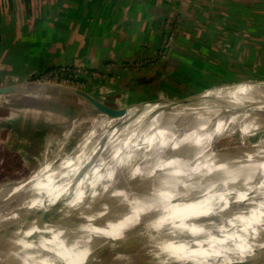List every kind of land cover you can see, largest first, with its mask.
I'll use <instances>...</instances> for the list:
<instances>
[{"label":"bare ground","instance_id":"1","mask_svg":"<svg viewBox=\"0 0 264 264\" xmlns=\"http://www.w3.org/2000/svg\"><path fill=\"white\" fill-rule=\"evenodd\" d=\"M204 97L131 110L113 132L119 120L102 115L59 165L0 186V264H85L106 250L99 264H231L255 251L264 264V86Z\"/></svg>","mask_w":264,"mask_h":264},{"label":"crops","instance_id":"2","mask_svg":"<svg viewBox=\"0 0 264 264\" xmlns=\"http://www.w3.org/2000/svg\"><path fill=\"white\" fill-rule=\"evenodd\" d=\"M55 68L84 71L61 94L98 115L75 90L130 108L264 82V0H0V85ZM38 122L12 141L25 154L59 132Z\"/></svg>","mask_w":264,"mask_h":264},{"label":"rangeland","instance_id":"3","mask_svg":"<svg viewBox=\"0 0 264 264\" xmlns=\"http://www.w3.org/2000/svg\"><path fill=\"white\" fill-rule=\"evenodd\" d=\"M43 75L35 80L16 79L8 84L0 85V87L18 86L23 91L0 96V186L10 185V187L7 186V190L15 184H22L38 176L47 163L52 166L59 165L61 160L70 155L77 148L76 145L104 118L102 115L93 113L81 99L77 100L74 97V100H71L64 96L67 94H61L64 91H70V88L78 87L72 83L61 82H57L61 86H54L56 85L54 80H43ZM35 87L37 91L31 89ZM189 91L191 90L186 91L187 97L199 96L198 93L192 94ZM205 93L200 95L204 96ZM61 105L65 110L58 111ZM46 110H56L59 113L53 120V116L43 114ZM80 110L85 113L80 114ZM41 119L57 123L60 126L59 132L47 133L43 136L42 144H38L35 148L29 147L25 154L24 150L16 147L18 145L12 141L14 139L17 142L22 131L31 134V130L37 127ZM28 134L27 136L31 139L35 137L33 133L32 136ZM26 157L27 160H25ZM149 257L152 259L151 255Z\"/></svg>","mask_w":264,"mask_h":264},{"label":"water","instance_id":"4","mask_svg":"<svg viewBox=\"0 0 264 264\" xmlns=\"http://www.w3.org/2000/svg\"><path fill=\"white\" fill-rule=\"evenodd\" d=\"M256 83L264 86V82H256ZM50 85H52V84H50ZM54 86H59V85L54 84ZM21 90L22 89L18 86L0 87V96L10 94V93H20V92H22ZM74 92L77 95L85 98L94 107L95 112L100 113V114H102V115H104L110 119L119 120L118 123L111 129L110 132H113L121 124L135 120L139 116L138 112H133L132 114H129V112L131 110L137 111V109L139 110L140 108H145L146 106H151V105H155V104H159L161 106H166L165 108H170V109L175 108L176 106H192V105H195V104L201 102V100L205 98L203 95H199V96H195V97H191V98H187V99H182V100H176V101L175 100H173V101H155L153 103L138 105V106L130 107V108H112V107H109L108 105H105L104 103H101V102L93 99L91 96H89L88 94H86L85 92H83L81 90H75ZM231 102H232L231 100L225 99L223 102H220V104H222L223 107H227ZM147 238H148V236L146 237V235H145L142 239L147 240ZM137 243H138V241H137ZM137 243L135 242L132 245H130L129 247H124L123 249H121V251L119 253L131 252L133 249L138 247V245H136ZM106 252H107V250L104 252L98 251L97 253L94 254V256H95L94 261L91 259L92 258L91 257L89 260L86 261L85 264H99L100 259L108 256V255H106V254H108ZM262 253H263V251H260V252L255 251L254 252L255 257H248L244 261H235L231 264H252V263H254V260L259 255H262Z\"/></svg>","mask_w":264,"mask_h":264},{"label":"built area","instance_id":"5","mask_svg":"<svg viewBox=\"0 0 264 264\" xmlns=\"http://www.w3.org/2000/svg\"><path fill=\"white\" fill-rule=\"evenodd\" d=\"M173 38L172 31H170L164 39L163 47H168L170 45V42ZM82 73L80 69L78 70H69L67 68H55L51 69L50 71H47L42 76L43 80L46 81H53L55 83L61 82V83H72L73 81L77 80L79 75Z\"/></svg>","mask_w":264,"mask_h":264},{"label":"trees","instance_id":"6","mask_svg":"<svg viewBox=\"0 0 264 264\" xmlns=\"http://www.w3.org/2000/svg\"><path fill=\"white\" fill-rule=\"evenodd\" d=\"M258 21H262V23H263V18L262 19H258ZM9 42H12V41H9Z\"/></svg>","mask_w":264,"mask_h":264}]
</instances>
